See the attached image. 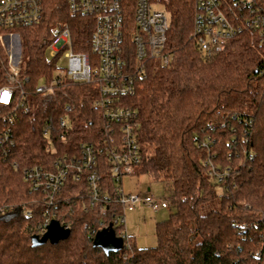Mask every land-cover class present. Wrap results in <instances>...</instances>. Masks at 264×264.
Instances as JSON below:
<instances>
[{
  "label": "trees",
  "instance_id": "16d2710c",
  "mask_svg": "<svg viewBox=\"0 0 264 264\" xmlns=\"http://www.w3.org/2000/svg\"><path fill=\"white\" fill-rule=\"evenodd\" d=\"M133 1L122 0L129 8ZM41 5L40 22L14 29L24 56L20 76L27 77L22 84L27 110H15L9 159L18 168L0 172L4 202L18 203L26 195L24 167L51 168L57 157L75 156L80 144L110 133L95 104L97 91L62 73L59 56L47 54L51 28L66 24L72 49L91 56V18L70 13L66 0ZM194 5L195 0H168L166 45L173 59L127 97L139 111L141 160L134 174L162 182L163 198L173 207L155 222V245L138 247L124 235L118 251L94 246L95 232L111 214H122V207L109 205L103 215L88 204L84 181L69 179L59 207L69 223L68 237L33 246L27 218H0V264H264V38L260 43L257 33L242 30L223 50L207 55L191 36ZM7 60L0 41V86ZM39 83L46 89L36 91ZM99 161L114 197L117 183L107 155L100 153Z\"/></svg>",
  "mask_w": 264,
  "mask_h": 264
},
{
  "label": "built area",
  "instance_id": "2783aa9c",
  "mask_svg": "<svg viewBox=\"0 0 264 264\" xmlns=\"http://www.w3.org/2000/svg\"><path fill=\"white\" fill-rule=\"evenodd\" d=\"M159 2L164 3L165 10L154 7ZM66 3L70 13L91 18L92 55L72 49L71 32L66 24L51 28L53 38L47 46V54L49 57L63 56L66 68L61 72L75 80L85 81L97 91L95 104L101 108L110 133L97 142L80 144L79 153L75 156L57 157L51 168L43 165L24 167L21 172L28 187L24 198L18 203L0 199V218L14 214L27 218L32 234L38 236L45 232L51 219H57L69 228L65 216L59 215L61 198H64L61 193L69 179L76 183L84 181L88 204L97 207L103 215L106 208L114 203L120 205L123 212L126 208L139 206H147L153 211L169 206L165 198L155 197L150 191L125 193L121 184L124 176L134 175L141 160L137 139L139 111L127 97L142 86L144 79L156 75L173 59V50L166 45L170 22L166 9L168 0H134L130 8L122 0H66ZM41 18V0H0V29L7 30V33L0 32V41L8 53L5 83L0 86L1 173L6 167L18 168L16 161L9 159L15 141V110L19 107L27 110L24 104L26 94L22 88L27 77L21 78L20 60L18 55L15 57L11 53L13 40L19 36L11 30L34 26ZM192 23L191 36L207 55L223 50L242 30L257 33L262 43L264 0H195ZM7 39L10 41L9 50L3 43ZM45 89L43 83L36 86L38 92ZM100 153L107 155L110 172L117 183L114 197L108 194L99 172ZM211 169L216 173L213 166ZM111 216L109 223L113 228L121 226L114 231L123 238L126 235L123 213Z\"/></svg>",
  "mask_w": 264,
  "mask_h": 264
},
{
  "label": "rangeland",
  "instance_id": "374dc122",
  "mask_svg": "<svg viewBox=\"0 0 264 264\" xmlns=\"http://www.w3.org/2000/svg\"><path fill=\"white\" fill-rule=\"evenodd\" d=\"M154 7L165 10L163 2L154 4ZM12 33H16L15 30H11ZM7 33V32H6ZM4 45L7 46L8 50L10 41L7 39L3 41ZM11 53L19 58L20 62L24 58L22 53L21 44L18 38L13 40V47ZM58 67L62 69L66 68V59L61 56L57 60ZM122 189L125 193L132 192L135 190L150 191L155 197H163L165 194L164 186L160 181H154L150 179L147 174H134L126 175L122 178ZM16 201V200H15ZM215 207L218 206L216 202ZM173 210V207L159 209V211H153L147 206H139L132 209H124L123 217L125 234L134 240L135 245L138 247H152L156 243L154 234L155 222L164 219L168 216L169 212Z\"/></svg>",
  "mask_w": 264,
  "mask_h": 264
},
{
  "label": "water",
  "instance_id": "95a60500",
  "mask_svg": "<svg viewBox=\"0 0 264 264\" xmlns=\"http://www.w3.org/2000/svg\"><path fill=\"white\" fill-rule=\"evenodd\" d=\"M69 234L70 228L61 225L57 219H51L43 234L40 236L37 234L31 235V244L33 246L46 242L54 244L59 240L67 238ZM92 244L101 248L106 253L109 251H118L123 247V238L115 234L112 224L109 223L107 226L95 232Z\"/></svg>",
  "mask_w": 264,
  "mask_h": 264
},
{
  "label": "crops",
  "instance_id": "0c3cea01",
  "mask_svg": "<svg viewBox=\"0 0 264 264\" xmlns=\"http://www.w3.org/2000/svg\"><path fill=\"white\" fill-rule=\"evenodd\" d=\"M138 190V189H137ZM136 191V190H135ZM140 191V190H139ZM145 191H147V190H145ZM159 209H163V208H159ZM159 209L158 210H156V211H159Z\"/></svg>",
  "mask_w": 264,
  "mask_h": 264
}]
</instances>
